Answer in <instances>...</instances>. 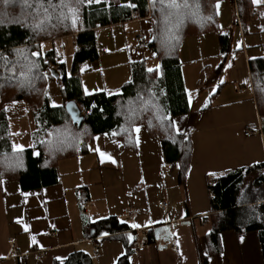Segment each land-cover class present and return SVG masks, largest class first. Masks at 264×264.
I'll return each instance as SVG.
<instances>
[{
    "label": "crops",
    "instance_id": "1",
    "mask_svg": "<svg viewBox=\"0 0 264 264\" xmlns=\"http://www.w3.org/2000/svg\"><path fill=\"white\" fill-rule=\"evenodd\" d=\"M236 2L219 3L220 33L187 38L180 47L191 110L173 122L192 144L184 182L179 165L166 162L161 141L145 125L134 128V147L97 135L85 153L60 160L53 184L24 189L17 180L0 179V264H62L77 252L90 256L92 264H117L126 254L122 241L103 239L106 234L98 235L92 227L108 218L140 225L131 227L136 239L129 264H201L202 256L209 264H263L256 233H223L220 251L208 236L210 183L264 165V118L250 67L251 60L264 57V3L247 0L251 9L241 16ZM117 26L123 27L121 33L101 39L97 35L100 57L82 72L87 95L120 93L136 64L158 69L150 48V18L112 27ZM222 35L229 36L225 54ZM55 87L60 91L57 84H49L50 102ZM55 103L63 105L62 94ZM7 106L12 124L16 119ZM249 124L259 131L246 137ZM161 201L169 204L168 211L161 209ZM126 210L135 211L136 218L126 217ZM140 240L146 242L144 248L134 250Z\"/></svg>",
    "mask_w": 264,
    "mask_h": 264
},
{
    "label": "trees",
    "instance_id": "2",
    "mask_svg": "<svg viewBox=\"0 0 264 264\" xmlns=\"http://www.w3.org/2000/svg\"><path fill=\"white\" fill-rule=\"evenodd\" d=\"M221 1L224 0L219 3ZM228 1H237L241 16L251 9L247 0ZM29 3L31 7L22 6V0H14L9 5L0 0V179L17 180L24 189L53 184L60 160L85 153L95 136L107 134L122 141L126 147H134V128L145 125L150 135L161 141L166 162L179 165L180 182H184L192 157V144L187 136L173 127L176 117L191 110L180 47L187 38L220 33L217 0H188L189 8H180V15L175 14L176 9H171L174 14L167 22L163 20L162 5L158 0L155 3L153 0L85 2L80 6L75 27L70 19L59 22L53 14L52 19L36 28L33 25L37 17L32 11L36 7L35 0H29ZM40 16L43 17L42 12ZM147 17L153 35L150 48L156 54L159 68L149 72L143 63L136 64L132 80L123 85L120 93L85 94L82 72L87 63L100 57L97 49L99 29ZM17 20L22 24L16 23ZM67 38H72L76 47L70 75L56 47L45 54L40 51L43 43ZM220 45L225 54L229 46L228 35L220 36ZM17 50H22V54H17ZM32 52L40 55L32 56ZM31 64L35 67L30 80H25L22 72H26V66ZM250 67L255 99L264 118V57L251 60ZM53 71L59 74V78L54 77ZM50 83L60 88L62 106L50 103ZM70 101L76 102L84 113L80 126L73 123L66 110ZM16 102L29 105L37 126L34 145L20 153L13 152L7 138L6 106ZM211 191L212 226L208 236L215 251H220L223 233H256L264 264V165L214 182ZM92 227L98 235L106 234L103 239L122 241L126 254L117 264H129L135 231L116 218L101 220ZM62 264H92V260L87 254L77 252ZM201 264H209L208 257L202 256Z\"/></svg>",
    "mask_w": 264,
    "mask_h": 264
},
{
    "label": "snow or ice",
    "instance_id": "3",
    "mask_svg": "<svg viewBox=\"0 0 264 264\" xmlns=\"http://www.w3.org/2000/svg\"><path fill=\"white\" fill-rule=\"evenodd\" d=\"M13 2L14 0H3V3L5 5H9ZM85 2L87 4H92V3L99 2V0H57L56 3H53V0H46V2L45 0H35L36 7L32 8V11L36 13L37 20H36V24H34L33 27L36 28L38 26H42L46 20L53 18V14H56L55 18L59 22L70 19L72 26L75 27L77 20L79 19L80 6L83 5ZM155 2L156 0H153V3ZM158 2L162 5L160 11H161V15L163 17L164 22H167L169 17H171L174 14L171 11V9H176L177 12L175 14L180 15L178 11L180 8H185V9L189 8L188 0H181V3H177V0H158ZM252 3L253 5H259L260 3H264V0H252ZM22 6L31 7V4L29 3V0H22ZM129 6H132V5H129ZM196 6L199 7V4L197 3ZM216 8H217V14H219L218 13L219 0H217ZM65 9L67 10L66 12H65ZM165 9H168L169 11L165 12ZM41 12L43 13V17L40 16ZM15 22L22 24V21H19V20ZM17 54H22V50H17ZM31 55L39 56L40 54L38 52H32ZM33 67H35L34 64L27 65L26 66L27 71L22 72V76L24 77L25 80H30ZM157 68H159V65H157ZM147 71L152 72L153 69L149 68L147 69ZM222 82L223 81H221V83ZM173 127H175V122H173ZM136 131H139V129L137 128ZM12 150L13 152H16V153L23 152V146L13 144ZM131 227L133 228L140 227V225L133 224L131 225ZM25 230L27 231L26 227H25ZM129 239H131V236H129ZM33 242L35 243V240H33Z\"/></svg>",
    "mask_w": 264,
    "mask_h": 264
},
{
    "label": "rangeland",
    "instance_id": "4",
    "mask_svg": "<svg viewBox=\"0 0 264 264\" xmlns=\"http://www.w3.org/2000/svg\"><path fill=\"white\" fill-rule=\"evenodd\" d=\"M122 29L123 27L118 26L102 28L98 31L97 35L98 38L100 36L99 39L103 37L108 38L110 35H116L117 33H121ZM74 45V40L72 38H67L61 41H56L55 43H43L40 46V51L42 52V54H45V52L54 49V47H56V49L58 47L57 53L58 55H61L63 57L62 60L66 65L67 74L70 75L73 53L75 50ZM51 91L52 101L50 103L52 105H55L57 98H61V93L57 87L53 88ZM7 107H10V116L13 113V116L15 117L14 119H16L14 123L8 124L9 133L7 135V138L9 139L10 146L12 147L13 144L21 145L23 146V150L32 147L34 145L33 138L37 127L33 119V110L29 107L28 104L24 102L12 103ZM12 109H14L13 112H11Z\"/></svg>",
    "mask_w": 264,
    "mask_h": 264
},
{
    "label": "built area",
    "instance_id": "5",
    "mask_svg": "<svg viewBox=\"0 0 264 264\" xmlns=\"http://www.w3.org/2000/svg\"><path fill=\"white\" fill-rule=\"evenodd\" d=\"M82 23L83 22L81 20L80 24H82ZM57 49H58V47H57ZM256 131H259V127L256 124H249L246 127L245 136L246 137H250ZM213 186H214V182L210 183V185H209L210 189ZM211 194H212V191H211ZM159 206L161 207V209L163 211H168V209H169V204L166 201L159 202ZM125 216L128 217V218L134 219V218H136L137 213L135 211H132V210H126L125 211ZM145 243L146 242L142 241V240L136 241L135 244H134V250H138V249L144 248ZM94 254H95V256L99 255L98 249L94 250ZM42 258H43V255L39 254L38 255V259H42Z\"/></svg>",
    "mask_w": 264,
    "mask_h": 264
},
{
    "label": "water",
    "instance_id": "6",
    "mask_svg": "<svg viewBox=\"0 0 264 264\" xmlns=\"http://www.w3.org/2000/svg\"><path fill=\"white\" fill-rule=\"evenodd\" d=\"M53 73L55 78H59V74L57 72L53 71ZM65 107L68 114L72 118L73 123L78 124V126H80L84 120V113L79 107V105L74 101H70L66 104Z\"/></svg>",
    "mask_w": 264,
    "mask_h": 264
}]
</instances>
